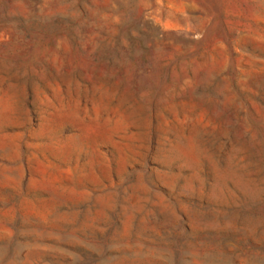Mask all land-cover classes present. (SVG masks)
<instances>
[{
	"label": "rangeland",
	"instance_id": "obj_1",
	"mask_svg": "<svg viewBox=\"0 0 264 264\" xmlns=\"http://www.w3.org/2000/svg\"><path fill=\"white\" fill-rule=\"evenodd\" d=\"M0 264H264V0H0Z\"/></svg>",
	"mask_w": 264,
	"mask_h": 264
}]
</instances>
